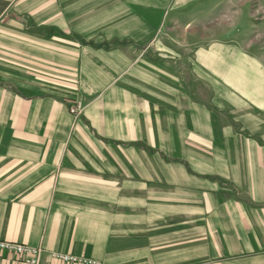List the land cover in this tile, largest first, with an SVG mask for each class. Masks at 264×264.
Instances as JSON below:
<instances>
[{"label": "crops", "instance_id": "0c3cea01", "mask_svg": "<svg viewBox=\"0 0 264 264\" xmlns=\"http://www.w3.org/2000/svg\"><path fill=\"white\" fill-rule=\"evenodd\" d=\"M215 1L0 0V241L264 264L263 66L221 44L171 59L156 39Z\"/></svg>", "mask_w": 264, "mask_h": 264}, {"label": "rangeland", "instance_id": "374dc122", "mask_svg": "<svg viewBox=\"0 0 264 264\" xmlns=\"http://www.w3.org/2000/svg\"><path fill=\"white\" fill-rule=\"evenodd\" d=\"M156 39L167 45L164 53L171 59L194 60L198 51L216 44L237 46L264 72V0H216L189 8L182 18L169 20Z\"/></svg>", "mask_w": 264, "mask_h": 264}, {"label": "built area", "instance_id": "2783aa9c", "mask_svg": "<svg viewBox=\"0 0 264 264\" xmlns=\"http://www.w3.org/2000/svg\"><path fill=\"white\" fill-rule=\"evenodd\" d=\"M69 111L74 120H78L82 116V104H72ZM4 258H10L24 264H103L100 260L93 258L63 252H48L42 247L0 241V264H4Z\"/></svg>", "mask_w": 264, "mask_h": 264}]
</instances>
